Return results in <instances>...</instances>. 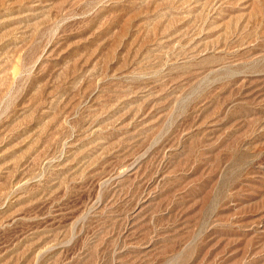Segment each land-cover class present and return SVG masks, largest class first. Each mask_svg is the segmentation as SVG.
<instances>
[{"label": "rangeland", "instance_id": "374dc122", "mask_svg": "<svg viewBox=\"0 0 264 264\" xmlns=\"http://www.w3.org/2000/svg\"><path fill=\"white\" fill-rule=\"evenodd\" d=\"M0 264H264V0H0Z\"/></svg>", "mask_w": 264, "mask_h": 264}]
</instances>
